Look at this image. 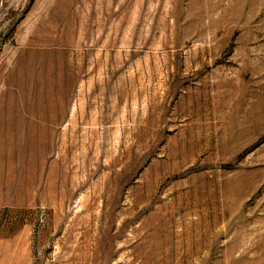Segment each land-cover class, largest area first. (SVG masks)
Instances as JSON below:
<instances>
[{"label": "rangeland", "instance_id": "obj_1", "mask_svg": "<svg viewBox=\"0 0 264 264\" xmlns=\"http://www.w3.org/2000/svg\"><path fill=\"white\" fill-rule=\"evenodd\" d=\"M0 264H264V0H0Z\"/></svg>", "mask_w": 264, "mask_h": 264}]
</instances>
